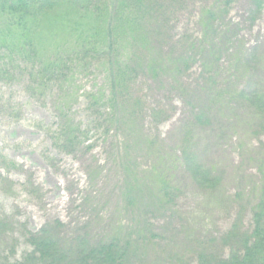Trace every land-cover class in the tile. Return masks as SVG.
I'll use <instances>...</instances> for the list:
<instances>
[{"label":"rangeland","instance_id":"rangeland-1","mask_svg":"<svg viewBox=\"0 0 264 264\" xmlns=\"http://www.w3.org/2000/svg\"><path fill=\"white\" fill-rule=\"evenodd\" d=\"M222 5H168L150 51L160 74L135 65L130 91L116 96L118 47L46 85L0 55V264H23L30 235L44 230L91 244L158 233L129 264H198L197 247L251 232L264 208V128L244 93L264 92V1ZM63 29L40 30L43 57L72 41ZM67 124L76 132L59 143Z\"/></svg>","mask_w":264,"mask_h":264},{"label":"trees","instance_id":"trees-1","mask_svg":"<svg viewBox=\"0 0 264 264\" xmlns=\"http://www.w3.org/2000/svg\"><path fill=\"white\" fill-rule=\"evenodd\" d=\"M221 1L225 3L222 6L228 7L234 0ZM178 2L182 0H0V55L3 63L29 66L32 81L46 85L69 78L78 67L85 68L96 54L118 47L122 58L111 69L109 78L113 83L111 92L116 96L130 91L135 65L160 74V61L150 54L152 42L162 33L165 22L162 18L159 24V13H166L168 5ZM57 26H63L64 34L70 35L72 41L63 48H53L45 58L40 54L42 50L36 37L42 28L50 31ZM0 71L4 70L0 67ZM252 94L244 93V96L257 106L264 128V92ZM74 132L69 124L64 125L57 133V142L66 144ZM192 165L199 179L205 180L210 175L200 163L194 161ZM126 174L129 188H135L131 184L133 172ZM124 195L131 202L130 191ZM259 210L254 213L251 232L231 229L224 239L214 237L206 243L208 246L204 243L197 247L198 264H264V208ZM149 230L135 237L112 235L92 244L83 238L69 243L44 230L30 235L33 250L24 257L23 264H129L132 255H137L145 243L159 236ZM223 245H228V253ZM178 258L167 264L187 261L184 257Z\"/></svg>","mask_w":264,"mask_h":264}]
</instances>
